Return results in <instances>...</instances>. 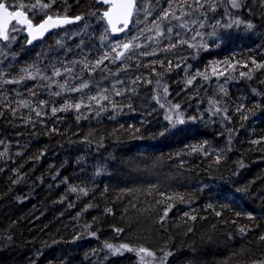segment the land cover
Listing matches in <instances>:
<instances>
[{"label": "trees", "instance_id": "1", "mask_svg": "<svg viewBox=\"0 0 264 264\" xmlns=\"http://www.w3.org/2000/svg\"><path fill=\"white\" fill-rule=\"evenodd\" d=\"M1 2L0 264H264V0Z\"/></svg>", "mask_w": 264, "mask_h": 264}, {"label": "snow or ice", "instance_id": "2", "mask_svg": "<svg viewBox=\"0 0 264 264\" xmlns=\"http://www.w3.org/2000/svg\"><path fill=\"white\" fill-rule=\"evenodd\" d=\"M103 3H106L110 6L108 10L104 11V18L107 19L109 25H112L113 31H119L120 29H117L115 25L120 20H123L125 24L127 23V18L132 15L133 0H103ZM232 6L239 8L240 4L237 2V0H232ZM43 7H48V5L44 4ZM76 19L78 20L80 17H76ZM67 22L69 21L53 20L52 16H48L45 20H43L42 23L34 25L25 14V5L21 4L20 10H15V6H13L12 10H10L9 6H7L5 3H0V36H3L4 39H8L9 27H11L13 30H16V24H26L29 30V35L32 36L33 31L37 32L39 35H43V33L47 31L49 27H55L59 23ZM248 27L251 28L252 25L249 24ZM34 38L36 37L33 36V39ZM29 43H31V40ZM124 47L127 48L128 45L125 44ZM76 107L78 109L79 105ZM108 247L111 248V245H108ZM141 251L145 250L141 249ZM148 254L152 255V253Z\"/></svg>", "mask_w": 264, "mask_h": 264}, {"label": "water", "instance_id": "3", "mask_svg": "<svg viewBox=\"0 0 264 264\" xmlns=\"http://www.w3.org/2000/svg\"><path fill=\"white\" fill-rule=\"evenodd\" d=\"M96 4L103 6L105 9L102 11V18L109 30V33L111 36L116 37L122 33H124L125 31H127L130 27H131V21H132V17H133V13H134V9H135V5H136V0H133V9H132V15L129 16L127 18V23L125 24L123 20H120L119 22L116 23V28L120 29L119 31H113L112 25H109L107 22V19L104 18L103 13L104 11L109 9V5L106 3H103V0H95ZM1 3H5V2H1ZM6 4V3H5ZM26 14V13H25ZM27 16V15H26ZM28 17V16H27ZM48 16L42 18L38 23H33L34 25H38L40 23L43 22V20H45ZM53 20H59V21H69L67 23H59L57 24L55 27H49L47 31H45L43 33V35H39L37 32L33 31V35L30 36L29 35V30L27 28V25H21V24H17L19 27H21L23 29V36L26 38V45L31 47L34 44H36L37 42L45 39L46 37H48L49 35H51L53 32L55 31H59L62 30L70 25H74L80 22V19H76V17H71V16H52ZM79 17V16H77ZM33 36H35L36 38L33 39ZM31 40V43H29V41ZM127 48H125L124 46L122 47V51L121 53H124L126 51Z\"/></svg>", "mask_w": 264, "mask_h": 264}, {"label": "rangeland", "instance_id": "4", "mask_svg": "<svg viewBox=\"0 0 264 264\" xmlns=\"http://www.w3.org/2000/svg\"><path fill=\"white\" fill-rule=\"evenodd\" d=\"M158 33H159L158 31H155V32L152 31V32H151V36H152V37H155ZM0 38H4V37H3V36H0ZM125 44L128 45L129 43H125ZM125 44H124V45H125ZM137 44H140V41H137ZM128 48H129V46L127 47V49H128ZM127 49H126V50H127Z\"/></svg>", "mask_w": 264, "mask_h": 264}]
</instances>
